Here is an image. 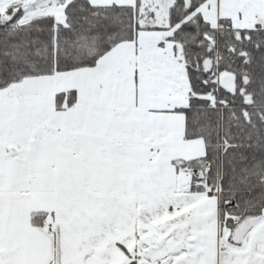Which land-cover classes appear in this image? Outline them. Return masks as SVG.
<instances>
[{
  "label": "snow or ice",
  "instance_id": "snow-or-ice-1",
  "mask_svg": "<svg viewBox=\"0 0 264 264\" xmlns=\"http://www.w3.org/2000/svg\"><path fill=\"white\" fill-rule=\"evenodd\" d=\"M0 264H264V0H0Z\"/></svg>",
  "mask_w": 264,
  "mask_h": 264
}]
</instances>
